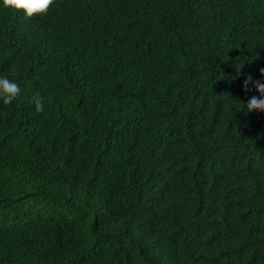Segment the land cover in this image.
<instances>
[{"label":"trees","instance_id":"16d2710c","mask_svg":"<svg viewBox=\"0 0 264 264\" xmlns=\"http://www.w3.org/2000/svg\"><path fill=\"white\" fill-rule=\"evenodd\" d=\"M261 69L264 0L0 8V264H264Z\"/></svg>","mask_w":264,"mask_h":264},{"label":"clouds","instance_id":"9594fccd","mask_svg":"<svg viewBox=\"0 0 264 264\" xmlns=\"http://www.w3.org/2000/svg\"><path fill=\"white\" fill-rule=\"evenodd\" d=\"M54 4L55 0H0V8L22 12L26 19L46 15ZM261 73L264 74V69H261ZM250 86L254 87L259 95L252 96L246 104H243L244 109L249 113L264 112V80H256L252 76H248L244 80V89L248 91ZM21 93L20 84L15 79L0 74V102L4 105H11L20 97ZM33 102L37 112L44 110V103L41 98L33 97Z\"/></svg>","mask_w":264,"mask_h":264}]
</instances>
